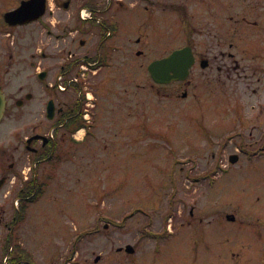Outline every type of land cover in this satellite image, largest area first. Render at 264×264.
Wrapping results in <instances>:
<instances>
[{
	"label": "flooded vegetation",
	"instance_id": "obj_1",
	"mask_svg": "<svg viewBox=\"0 0 264 264\" xmlns=\"http://www.w3.org/2000/svg\"><path fill=\"white\" fill-rule=\"evenodd\" d=\"M24 1L28 0H0V37L5 44L0 52V90L6 99L0 124L6 114L16 109L19 125L17 134L5 137L7 142L0 139V192L3 193L0 264L8 253L9 240L18 234L23 206L34 194L31 189L46 182L43 180L46 171L51 180L60 145L66 142L70 147L82 145L95 129V109L104 96L111 94V91L104 95L97 92L112 84V79L100 76L101 72L117 71L116 57L124 55L127 44L141 43L148 31L155 33L151 44L161 47L146 66L150 94L159 101L178 105L181 100L195 98L198 94L191 93V89L196 84L190 76L198 67L199 75L209 87L214 81H221L222 76L223 84L232 83L233 75L242 69L244 87L240 100L236 98L226 104L224 110L230 126L224 130L223 137L216 140L212 153V157L227 156L230 165L219 167L218 176L202 171L191 177L192 184L200 188L193 186L190 190L191 183L186 186L183 193L192 196L189 204L181 203L178 216L172 213L165 216L167 223L174 218L179 222L181 246L177 254H169L161 248V243L168 245V239L176 232L170 231L166 224L170 234L136 231L138 237L132 246L113 245L108 253L104 246L96 262L264 264V82L258 76L264 73V66L259 65L264 62V55L238 60L233 53L236 46L264 49V0H242L240 10L233 7L232 0H43L42 14V0H36L26 14L6 19V13L16 10ZM57 29L68 30L72 47L82 48L89 43L93 52L89 56L69 51L63 61L65 66L71 67L69 84L63 92L52 83L54 74L63 66L61 63L58 67L55 52ZM244 31L248 36L238 39L242 37L239 33ZM185 47L191 49L194 57L187 78L169 79L166 83L154 81L148 66ZM134 54L144 55L141 50ZM240 62L246 63L241 65ZM208 70L211 72H206ZM9 74L20 80L12 94L5 91L11 84ZM89 88L97 97L92 96L91 120L87 124L83 112L86 94L91 93ZM81 129L82 138L76 140ZM230 171L232 181L217 188L216 179ZM238 182L242 183L237 186ZM221 192L225 193L223 200ZM10 199L18 200L17 206L10 205ZM103 228L104 234H110L108 224ZM140 239L155 241L154 247L141 246Z\"/></svg>",
	"mask_w": 264,
	"mask_h": 264
},
{
	"label": "rangeland",
	"instance_id": "obj_2",
	"mask_svg": "<svg viewBox=\"0 0 264 264\" xmlns=\"http://www.w3.org/2000/svg\"><path fill=\"white\" fill-rule=\"evenodd\" d=\"M232 5L240 10L242 0H232ZM239 34L242 37L238 39L248 36L246 31ZM56 35L58 67L70 50L79 55H92L89 43L82 48L71 46L68 30L57 29ZM154 35L148 31L141 43L127 44L124 55L115 59L117 71L101 72L100 76L112 79V84L97 92L104 95L111 91V94L104 96L95 109V129L89 131L82 145L61 144L54 159L51 180L48 171L43 173L47 176L41 179L48 183L44 194L28 205L15 240L32 254L33 264H97L95 258L104 246L105 253L110 252L113 245L132 246L138 231L170 234L166 224L170 231L176 232L168 239V245L161 243V248L169 254H177L181 246L179 222L174 218L167 223L165 216L169 213L178 216L181 203L189 204L192 196L183 193L186 186L191 183L190 190L193 186L200 188L192 184L191 177L202 171L218 176L219 167L230 165L227 156L212 157V153L216 140L222 138L224 130L230 126L224 110L226 104L236 98L240 100L244 87L242 69L233 75L232 83L223 84L225 78L222 76L221 81L218 79L209 87L199 75L198 67L190 76L196 84L191 89V93L198 94L195 98L181 100L178 105L159 101L150 94L146 70L149 60L161 50L151 44ZM3 39L0 37V52L4 50ZM138 50L144 55L135 56ZM233 53L240 60L241 57L264 55V49L236 46ZM245 63L240 62L241 65ZM260 63L264 66V62ZM250 64L258 65L256 62ZM258 76L264 82V73ZM8 79L11 84L5 91L12 94L20 80L10 74ZM88 91L91 98L97 97L92 89ZM85 99V108H93L92 99ZM114 119L117 122H113ZM18 130L16 109H12L0 124V139L7 142L5 137L17 134ZM26 175L27 168L24 169ZM232 179V171L223 172L215 181L216 187ZM18 183L20 186V181ZM2 194L0 192V199ZM220 194L223 200L225 193ZM14 202L10 199V205ZM105 224L110 234L103 233ZM140 240L141 246L154 247L155 241Z\"/></svg>",
	"mask_w": 264,
	"mask_h": 264
},
{
	"label": "water",
	"instance_id": "obj_3",
	"mask_svg": "<svg viewBox=\"0 0 264 264\" xmlns=\"http://www.w3.org/2000/svg\"><path fill=\"white\" fill-rule=\"evenodd\" d=\"M36 0H28L22 2L21 6L15 11L9 12L6 14V19H15L18 16L26 14L35 4ZM44 3L42 0L41 10L42 13ZM194 58L191 52V49L186 47L181 50L173 52L168 58L153 62L148 70L151 73L153 79L156 82H167L169 79H185L188 75V70L192 66ZM170 72H173V75H170ZM165 75L161 77V75ZM5 109V97L4 94L0 91V120L3 116ZM128 246V250H129Z\"/></svg>",
	"mask_w": 264,
	"mask_h": 264
},
{
	"label": "trees",
	"instance_id": "obj_4",
	"mask_svg": "<svg viewBox=\"0 0 264 264\" xmlns=\"http://www.w3.org/2000/svg\"><path fill=\"white\" fill-rule=\"evenodd\" d=\"M26 188H31V185H25ZM44 188H45V184H40L37 189H31V193H34L30 199H28L24 206H23V210H24V215L23 217L25 218L26 215V211H27V207L30 204L29 202L32 201H36L44 192ZM30 194V193H29ZM16 239H11L9 240L8 244H7V250L9 249L10 246L13 247L14 250V255L12 257L11 263L12 264H32L31 262V255L30 253L23 249L17 241H15Z\"/></svg>",
	"mask_w": 264,
	"mask_h": 264
}]
</instances>
